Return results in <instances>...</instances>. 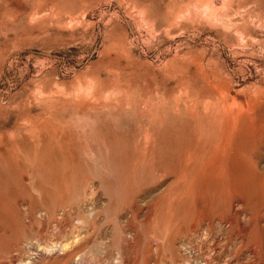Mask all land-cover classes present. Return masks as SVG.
<instances>
[{"label":"rangeland","instance_id":"rangeland-1","mask_svg":"<svg viewBox=\"0 0 264 264\" xmlns=\"http://www.w3.org/2000/svg\"><path fill=\"white\" fill-rule=\"evenodd\" d=\"M212 105L244 119L220 188L259 186L245 190L254 227L223 189L208 262L204 234L149 243L181 193L179 161L207 140L211 163L226 141L196 128ZM263 137L264 0H0V264H264ZM193 202L169 207L191 217Z\"/></svg>","mask_w":264,"mask_h":264},{"label":"bare ground","instance_id":"bare-ground-1","mask_svg":"<svg viewBox=\"0 0 264 264\" xmlns=\"http://www.w3.org/2000/svg\"><path fill=\"white\" fill-rule=\"evenodd\" d=\"M224 89V88H223ZM188 92V91H187ZM225 92V91H224ZM226 93V92H225ZM200 94V93H198ZM220 94V93H219ZM181 95V94H179ZM186 95V94H184ZM201 95V94H200ZM222 95V93L220 94ZM219 95V96H220ZM187 96V95H186ZM193 96V95H191ZM206 96V95H205ZM224 96V95H223ZM226 96V95H225ZM230 96V95H229ZM184 97V96H183ZM190 97V96H189ZM196 97V96H195ZM203 97V96H202ZM167 98V97H166ZM165 98V99H166ZM180 98V97H179ZM178 98V99H179ZM187 98V97H186ZM192 98V97H190ZM207 98V97H206ZM217 98V97H216ZM215 98V99H216ZM230 98H233V97H230ZM185 99V97H184ZM200 99V98H199ZM199 99L197 98V100L199 101ZM169 100V99H168ZM177 100V99H176ZM191 100V99H190ZM203 99H201L202 101ZM206 100V99H205ZM226 100V99H224ZM233 100V99H232ZM178 101V100H177ZM176 101V103H177ZM182 101V103L184 102L183 99L180 100ZM179 101V102H180ZM204 101V100H203ZM209 101V100H208ZM213 101V100H212ZM166 102L167 99H166ZM228 102V101H227ZM226 103V105L228 104ZM169 103V102H168ZM187 103V101H186ZM200 103V102H199ZM210 101L207 104V106L209 107L211 104H209ZM217 103V102H216ZM220 103V102H219ZM233 101L231 102V106H234V104L232 105ZM235 105L237 106L236 102H234ZM254 103V102H253ZM164 105V104H163ZM171 105V104H170ZM202 105V104H201ZM200 105V106H201ZM225 105V106H226ZM249 105V104H248ZM153 106V105H152ZM158 106H160L158 104ZM166 106V105H164ZM178 106V104H177ZM214 106V105H212ZM220 106V105H219ZM240 106H243V105H240ZM86 107V106H84ZM176 107V105H175ZM186 107H188L186 105ZM192 112H191V117H195V112L198 111L197 108H198V105L197 103L195 102V104L193 103L192 104ZM203 107V106H202ZM211 107V106H210ZM221 107H224V103L222 101L221 103ZM221 107H219L221 109ZM229 107V106H228ZM229 107V109H227V111L225 110V108L223 109L224 110V120H220L219 118L217 117H221V114L220 112L218 111V106H214L212 107V109L209 111L210 113L207 114V115H203L200 120H195L196 121V128L199 126L200 128V125L203 123V127L205 128H211L210 131H212L213 133L216 131L218 134H217V137L219 135H223L225 133L226 134V141L225 143H219L215 148H214V155L212 156L211 158V163H206V164H203L202 163V159H204V157L206 156V154L209 152L210 150V144L208 145L207 143V140L202 144V145H199L198 146V152L197 154H193V153H189L187 154V156L179 161L183 167V171H182V174L179 175L176 179L177 183L181 182L183 186H181V193L176 194V197L175 195L172 196L171 198L168 199V202H167V206H168V209L165 211V219L162 220V221H156V220H153L152 222H150V227L152 229H159L160 231H162L160 236H158L157 238H155V244H153L152 242L149 243L150 244V248L154 249L153 250H158L160 245H161V239L162 238H169L171 235H172V231H173V228L175 229V237L172 236V238L174 239H177V240H182V238L180 239V236L183 235L184 233V230H182L183 228L185 229V233L187 234V240H184L182 241V243L184 245H188L189 246H193L194 245L192 244V241H188V238L190 239V235L193 234V233H197L198 236H201V235H205L206 239L205 240H201L200 243L202 245V247L200 248H206L208 249V251H204L203 253H205L206 255H208L210 258V260L208 259V262L211 261L212 259L215 260V257L212 256L210 254V251L212 250H215L216 249V246L218 244V239H215L213 241L212 244H210V241L213 240V238L210 236V234L213 232V229L216 228L215 232L217 233H220V225H219V222L223 221V220H226L227 216L225 214H223L222 212V209L223 207L225 206V203L228 202L226 201V199H224V196L222 195V191L223 189H228L229 191H231L232 193H230L229 191H226L227 193L229 192V194H231V196H233V200L230 202L231 203V208H233L234 206L238 205L239 207L236 208L235 207V214H234V218L235 220L237 221V223L240 225V226H243V227H248V226H251V227H254L256 225V214L254 212V210L252 209V207H250L248 205V202H247V196H246V193H245V190L249 189V188H254L256 186H259V184L257 183V179L255 177H252V176H245L244 178V182H242L241 185H236L234 183H230L228 184L227 186H225V188L221 189L219 184L221 182H223L225 179H228V177H232V171L231 169L228 167V165L230 166V160L229 158H227V156L229 155L228 153L230 152L231 148L229 147L231 143L235 144L237 143V141H235V137H236V134L238 133L237 129L239 127V124H240V121L242 119V115H241V112H238V111H234L232 110L231 108ZM149 108V107H148ZM161 108V107H160ZM172 108V106H171ZM184 108V107H183ZM204 108V107H203ZM202 108V109H203ZM206 108V107H205ZM242 109V107H240ZM252 108V107H251ZM162 109V108H161ZM174 109V108H173ZM178 109V108H176ZM219 109V110H220ZM246 109V108H245ZM156 110V109H155ZM166 110V109H165ZM168 110V109H167ZM153 111V110H152ZM174 111V110H173ZM179 111V110H177ZM183 111V110H182ZM206 111V109H205ZM218 111V112H217ZM151 112V111H150ZM149 112V113H150ZM172 112V111H171ZM173 113V112H172ZM180 113V112H179ZM259 113V112H258ZM148 114V113H147ZM199 114V113H198ZM146 115V114H145ZM150 115V114H148ZM178 115V114H177ZM161 116V115H160ZM184 116V115H183ZM188 116V114L186 115ZM200 116V115H198ZM147 117V116H146ZM149 117H152L151 115L148 116L147 118ZM179 117V116H178ZM177 117V118H178ZM175 118V117H174ZM251 118V117H250ZM263 118V117H262ZM151 118H149L150 120ZM164 121H165V118H163ZM205 119V120H203ZM155 120V119H154ZM153 120V121H154ZM159 120V119H158ZM162 120V119H161ZM171 120V119H170ZM175 120V119H173ZM203 120V121H202ZM148 121V120H147ZM156 121V120H155ZM244 121V119H243ZM241 121V122H243ZM160 122V121H158ZM157 122V123H158ZM252 122V121H251ZM154 124V123H153ZM156 124V123H155ZM163 124V123H162ZM263 124V123H262ZM149 127V125H148ZM161 127V126H159ZM147 128V127H146ZM195 128V129H196ZM227 128V130L225 129ZM177 129V128H176ZM180 129V128H179ZM206 132V131H204ZM263 132V131H262ZM199 133V132H198ZM183 134V133H182ZM185 134V133H184ZM204 134V133H203ZM207 134V133H206ZM212 135V134H211ZM215 136V135H214ZM255 136V135H254ZM202 137V136H201ZM262 138V137H261ZM264 138V137H263ZM182 139V138H180ZM197 139H199V137H197ZM241 139V138H239ZM243 139V138H242ZM248 139V138H247ZM246 139V140H247ZM251 139V138H250ZM248 139V140H250ZM179 140V139H178ZM190 140V139H189ZM145 142L147 145L151 144L153 141H152V136L148 135L146 136L145 138ZM171 142V141H170ZM173 142V141H172ZM171 142V143H172ZM191 142V141H190ZM240 142V141H238ZM254 142V141H253ZM251 142V143H253ZM188 143V142H187ZM247 143V142H246ZM256 142H254L255 144ZM250 144V143H249ZM247 144V145H249ZM183 146V145H182ZM239 146V145H238ZM176 147V146H175ZM248 148V147H247ZM252 150V149H251ZM244 152V150H242ZM250 152V151H248ZM247 154V153H245ZM249 154V153H248ZM252 154V153H250ZM245 156V155H244ZM250 158H251V155H250ZM229 161V163H227L226 161ZM155 170V169H154ZM170 170V169H169ZM231 172H230V171ZM153 171V170H151ZM151 173V172H150ZM155 173V172H154ZM151 175V174H150ZM153 175V174H152ZM156 175H158L156 173ZM212 177V179H211ZM236 180V179H235ZM240 181V179L238 180V182ZM229 182V181H228ZM261 182V181H260ZM261 186H264L263 184H260ZM172 189V188H171ZM169 192V190H168ZM224 194H226L224 192ZM228 195V194H227ZM175 199H177L178 201H181L184 205V207L186 206V202L187 201H194L192 204L193 206H191V209L193 208V212L192 215H190L191 217H189L188 215V211L187 210H183L182 212L179 213V217L177 215H175V211L169 207L171 206V204L173 203V201H175ZM200 205V207H196V205ZM151 205V204H150ZM227 205V204H226ZM229 205V204H228ZM190 206V205H189ZM207 206L209 207V209H213L215 211L214 215H209L207 214ZM152 209L153 207L149 206L148 207V216L150 215V213L152 212ZM252 209V210H251ZM212 210V211H213ZM249 210V211H248ZM249 213H248V212ZM247 212V213H246ZM191 220L193 221V224H191V226L189 224H186L184 225L188 220ZM216 221H218V223H216ZM230 221V220H229ZM224 223V222H223ZM236 223V222H235ZM234 223V224H235ZM247 225V226H245ZM243 227L241 229H243ZM222 228V226H221ZM238 228V227H237ZM236 228V229H237ZM257 228V227H256ZM229 229V228H228ZM240 230V229H239ZM201 231V232H200ZM236 231V230H234ZM199 232V233H198ZM214 232V233H215ZM222 232V231H221ZM227 232V231H225ZM255 232V231H254ZM238 235V232L236 233ZM235 234V235H236ZM180 235V236H179ZM41 238H42V233H41ZM194 236V235H193ZM214 236V235H213ZM216 236V235H215ZM242 236V235H241ZM195 237V236H194ZM197 237V236H196ZM56 238V237H55ZM179 238V239H178ZM194 239V238H193ZM200 239V238H198ZM221 239V238H220ZM223 239V238H222ZM196 240V239H195ZM230 241V240H229ZM244 241V239H243ZM241 242V241H240ZM49 243V242H48ZM55 243V242H54ZM69 243V242H68ZM68 243H62L61 247L62 248H67L68 247ZM197 243V242H196ZM243 243V242H242ZM51 244V243H50ZM53 244V243H52ZM51 244V246H52ZM199 244V242H198ZM223 245V244H222ZM241 245V244H240ZM239 245V246H240ZM220 246V245H219ZM221 247V246H220ZM243 247V246H242ZM247 247V246H246ZM245 248V247H244ZM259 248V247H258ZM189 249H191L189 247ZM241 248L238 247V249L236 250V253L239 252ZM243 252H245V250L243 249ZM239 254V253H238ZM245 254V253H244ZM199 256V255H198ZM240 258L241 255H239ZM245 256V255H244ZM243 256V257H244ZM203 258V257H201ZM206 258V257H205ZM218 258V257H217ZM240 260V259H239ZM207 262V261H206ZM212 262V261H211ZM121 264H128V260H123ZM205 264V263H204Z\"/></svg>","mask_w":264,"mask_h":264}]
</instances>
